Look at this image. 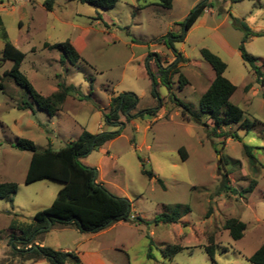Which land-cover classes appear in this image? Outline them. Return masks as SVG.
I'll return each instance as SVG.
<instances>
[{
    "label": "rangeland",
    "instance_id": "rangeland-1",
    "mask_svg": "<svg viewBox=\"0 0 264 264\" xmlns=\"http://www.w3.org/2000/svg\"><path fill=\"white\" fill-rule=\"evenodd\" d=\"M202 1L211 12L185 29L186 17ZM44 2L0 0L7 39L26 54L20 70L37 92L47 96L59 83L77 91L52 116L35 105L18 108L30 98L11 78H1L11 62L2 59L0 36V182L17 184L12 201L0 198V264H51L44 257L23 259L10 244L8 227L12 221L31 222L62 187L48 179L24 182L31 152L18 150L17 139L33 141L38 150H58L83 129L93 134L120 131L79 161L95 170L96 181L112 195L128 200L131 211L128 218L97 232L55 225L37 236L45 235L44 246L83 253L84 264H251L247 258L264 243V86L255 81L240 56L244 30L233 18L252 32H264V0H173L170 8L160 6L158 0H116L109 9L53 0L51 11ZM66 40L82 60L72 64L60 49L44 47ZM243 47L260 65L264 63V36H249ZM201 48L226 64L224 76L236 86L230 101L243 110V118L256 122L249 130L237 124L221 127L240 140L214 133L208 115L199 110L200 96L214 78ZM175 53L184 59L178 61L179 73L171 78L170 92L159 82L153 90L152 76L156 79L159 69L155 55L168 65L177 59ZM123 92L136 96L132 114L141 115L125 121L120 114V124L108 123L110 98ZM170 93L186 103L200 122L184 119ZM147 108L157 112L146 113ZM244 145L251 148L254 160L246 155ZM180 148L186 151L185 159ZM225 170L230 188L220 189ZM175 210L176 222L153 221ZM229 218L245 223L238 240L223 227ZM210 233L215 241L213 259L204 250ZM167 244L183 248L168 259L162 253Z\"/></svg>",
    "mask_w": 264,
    "mask_h": 264
},
{
    "label": "trees",
    "instance_id": "trees-1",
    "mask_svg": "<svg viewBox=\"0 0 264 264\" xmlns=\"http://www.w3.org/2000/svg\"><path fill=\"white\" fill-rule=\"evenodd\" d=\"M75 1L87 3L100 9L112 8L116 3V0ZM136 1L141 2L144 0ZM52 2L53 0H45L44 6L47 10L52 8ZM158 2L162 7L170 8L173 0H158ZM207 7V3L202 1L191 10L185 19V29L190 28ZM233 22L244 30L242 43L239 46L240 56L243 62L249 66L250 70L255 75V80L264 85V73L262 71L264 63L261 65L258 64L257 57L246 52L243 47V42L249 36H264V32H252L243 22L234 18ZM0 36L3 40L1 51L2 59L11 62L10 68L4 72L1 78H11L15 84L28 93L30 98V100H22L18 108L32 109V106L35 105L38 109L44 110L50 116L61 110L66 97L77 91L76 87L59 83L57 85V90L47 96L37 92L25 74L20 70L26 54L21 51V49L16 48L15 45L7 39L1 19ZM44 47L60 49L65 58L72 64L82 60L81 55L69 40L53 45L44 43ZM200 54L212 67L214 78L200 96L199 110L208 115L213 124L214 133H217L224 139L235 138L240 140V137L235 132L222 131L220 130L221 127L237 124L238 127L249 130L256 122L243 118V110L230 101L231 96L236 90V86L224 76L226 64L217 55L206 48H201ZM175 56H177V59L172 63L162 65L159 56L155 55V60L158 61L159 69L156 79L152 76L153 90H155V82H159L170 92L171 78L175 73H179L178 61L184 59L180 54L175 53ZM179 79L183 83L186 82V79L181 75ZM2 88L3 85L0 83V89ZM170 97L174 100L175 105L181 108V115L184 119L187 121L200 122L186 103L177 99L171 93ZM136 104L137 98L133 93L123 92L116 96L112 95L109 101V112L105 115L106 121L112 124H120V114L124 116L125 121L131 120L132 117H135L137 114H132ZM145 112L155 114L157 109L147 108ZM137 115L141 114L138 113ZM119 134L120 131H105L99 134H93L83 129L76 139L67 142L58 150H54L51 147L38 150L33 141L25 138L17 139L15 147L18 150L31 152L24 178L26 184L45 179L62 183V187L58 190L51 205L37 211L33 215L31 222L12 221L10 223L8 227L10 244L23 259L33 261L44 257L51 264H81V259L75 252L55 250L48 246H36L33 248L34 241L37 236L45 233L55 225L62 227L69 225L75 227L79 231L97 232L112 222L128 218L131 211L129 201L112 195L103 185L96 181L95 170L83 165L79 161L80 156L87 154L92 149L102 146ZM215 151L218 153L219 149H215ZM244 151L251 161L254 160L249 146L244 145ZM179 152L182 159L187 157L184 148H180ZM224 159L225 158L221 156L220 161ZM143 172L145 171L143 170ZM146 173L150 177L154 176L151 171ZM228 175L229 171L225 170L222 174L220 189L230 188L228 184ZM16 191V183L0 182V198H8L9 201H12V196L15 195ZM231 191L234 192L233 189H231ZM178 219L179 213L175 210L171 214L161 213L154 217L153 221L172 223L176 222ZM139 220L143 221L141 219ZM223 227L228 230L230 236L234 240H238L243 236L245 223L236 218H229L224 222ZM15 243H20L23 247L17 249ZM182 248L183 247L178 244H167L162 250V253L166 258L172 259ZM204 250L211 259L214 258V234H208L207 245L204 246ZM148 256H150L149 253ZM247 260L251 264H264V243H262Z\"/></svg>",
    "mask_w": 264,
    "mask_h": 264
},
{
    "label": "crops",
    "instance_id": "crops-1",
    "mask_svg": "<svg viewBox=\"0 0 264 264\" xmlns=\"http://www.w3.org/2000/svg\"><path fill=\"white\" fill-rule=\"evenodd\" d=\"M24 2V1H23ZM24 7V4H22V5H20L19 6V12L20 11H22V8ZM21 9V10H20ZM52 10V8L49 10V11H51ZM211 12V9L209 8V7H207L205 10H204V12L202 13L203 15L204 14H207V13H210ZM199 18V17H198ZM197 18V19H198ZM0 19H1V15H0ZM196 19V20H197ZM2 20V19H1ZM196 20H195V22H196ZM194 22V23H195ZM193 23V24H194ZM193 24L191 25V26H193ZM71 42V41H70ZM71 44H72V42H71ZM73 45V44H72ZM74 46V45H73ZM15 47L16 48H20V46L19 45H17V44H15ZM77 50V49H76ZM183 57V56H182ZM174 60V57L173 58H169V62H172ZM162 64V63H161ZM259 64V63H258ZM162 65H164V64H162ZM262 71L264 72V70H263V68H262ZM256 81V80H255ZM257 82V81H256ZM262 85V84H261ZM262 86H264V85H262ZM251 88V87H250ZM229 139V138H228ZM76 229V228H75ZM77 230V229H76ZM45 236V235H44ZM44 236L42 237L41 236V238L40 239H36L35 241H34V245L35 246H44V242H43V239H44ZM59 250H61V251H71L70 249H68V248H62V249H59ZM72 252H74V251H72ZM75 253H77V252H75ZM79 255V257H80V259H81V261H82V263L84 264L85 263V259H84V255H83V253L81 254H78ZM92 256H96V259L95 260H97V261H99L100 263H102L101 261H100V258H99V256L96 254V253H93V255ZM31 261V260H30Z\"/></svg>",
    "mask_w": 264,
    "mask_h": 264
},
{
    "label": "built area",
    "instance_id": "built-area-1",
    "mask_svg": "<svg viewBox=\"0 0 264 264\" xmlns=\"http://www.w3.org/2000/svg\"><path fill=\"white\" fill-rule=\"evenodd\" d=\"M131 217H132V218H134V216H133V215H131Z\"/></svg>",
    "mask_w": 264,
    "mask_h": 264
},
{
    "label": "water",
    "instance_id": "water-1",
    "mask_svg": "<svg viewBox=\"0 0 264 264\" xmlns=\"http://www.w3.org/2000/svg\"><path fill=\"white\" fill-rule=\"evenodd\" d=\"M36 246H33V248H35Z\"/></svg>",
    "mask_w": 264,
    "mask_h": 264
}]
</instances>
